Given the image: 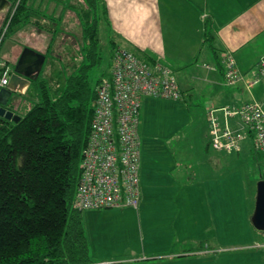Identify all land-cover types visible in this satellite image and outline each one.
<instances>
[{"label":"crops","instance_id":"1","mask_svg":"<svg viewBox=\"0 0 264 264\" xmlns=\"http://www.w3.org/2000/svg\"><path fill=\"white\" fill-rule=\"evenodd\" d=\"M94 3L90 8L84 0H24V15L29 18L9 31L0 57L5 62L14 59L15 64L22 49L30 48L42 53L44 61L49 57V63H56L55 58L63 57L74 68L75 54L84 46L82 23L98 22V36L99 24L105 21L112 48L168 66L181 98L196 99L193 110L199 136L188 142L174 140L184 125L175 120L176 105L152 117L147 108L152 112L153 107L164 109L170 103L141 99L138 134L149 137L139 144L140 201L135 208L80 212L89 257L108 264H264V238L257 237L250 223L254 171L244 166L253 152L252 140L243 138L240 152L234 155L206 150L204 137L208 106L263 99L264 76L250 91L242 85L225 87L219 63L230 53L239 73L248 75L264 58V0ZM208 31L212 46L203 39ZM52 33L58 35L57 45L51 41ZM60 65L63 69L61 60ZM43 71L48 73V66ZM34 81L38 78L29 77L28 84L13 93L16 99L26 95ZM230 125L236 128L235 119ZM235 201L240 212L235 211ZM247 242L245 246L258 250L225 252L237 246L243 249Z\"/></svg>","mask_w":264,"mask_h":264},{"label":"trees","instance_id":"2","mask_svg":"<svg viewBox=\"0 0 264 264\" xmlns=\"http://www.w3.org/2000/svg\"><path fill=\"white\" fill-rule=\"evenodd\" d=\"M97 23L82 24L84 61L75 72L51 61L47 76L26 91L31 107L16 122L0 118V264L101 263L89 257L81 214L72 208L96 96L88 71L101 60Z\"/></svg>","mask_w":264,"mask_h":264},{"label":"built area","instance_id":"3","mask_svg":"<svg viewBox=\"0 0 264 264\" xmlns=\"http://www.w3.org/2000/svg\"><path fill=\"white\" fill-rule=\"evenodd\" d=\"M111 57L110 71L95 89L93 115L72 201V208L78 212L137 207L141 190L138 134L141 99L174 101L182 96L168 66L158 61H142L121 47ZM220 64L227 87L242 85L250 91L264 76V58L248 75L239 73L230 53L221 57ZM6 65L0 59V88L6 87L9 78L10 67ZM205 117L213 150L239 153L243 138L250 136L252 150L264 153V96L262 101L208 106ZM232 118L236 128L230 125Z\"/></svg>","mask_w":264,"mask_h":264},{"label":"rangeland","instance_id":"4","mask_svg":"<svg viewBox=\"0 0 264 264\" xmlns=\"http://www.w3.org/2000/svg\"><path fill=\"white\" fill-rule=\"evenodd\" d=\"M8 1V0H7ZM19 1L15 0V3H11L8 1V6L6 8H4V10H1L0 13L4 12V15L1 17L2 19L0 20V46L1 44L5 41V38L7 36V34L9 33L10 30H15L14 28L19 24V23H23L28 17L24 15V12H25V9L24 8H20V13H22L20 15H18V19H14V17H12V15L15 13L16 11V8H17V5H18ZM24 5V4H23ZM25 7V6H24ZM12 17V18H11ZM31 21V20H30ZM83 24V23H82ZM38 23H34V26L35 27H38L37 26ZM100 25V29L98 31V36H99V43H98V47H99V56L101 58L100 62L97 63L94 67H92L89 71H88V80H89V83L91 85V87H95L96 86V82L98 81V79L101 77V76H105L107 77L109 71H110V64H111V55H112V46H110V40H112V35L110 34L109 30H108V27H107V24H105V21L102 23L99 24ZM23 27V26H22ZM40 28V27H38ZM36 28V29H38ZM83 28H84V25H83ZM53 34V33H52ZM58 35L57 33H54L53 34V37H52V43H54V45H57L58 43ZM206 39L207 38V35L203 37V39ZM206 43H208L207 41H204ZM78 48V46H77ZM79 49V48H78ZM23 50V49H22ZM82 50V49H81ZM79 50L78 53L75 54V57H74V62L76 64V67L79 66L81 63H83L84 59V55H83V50L81 51ZM2 53V52H1ZM0 59L5 62V60H3L1 57ZM49 57L45 58V61L42 65L43 67V70H45V68H47L48 64H49ZM55 60L57 61V64L60 65V60L62 62V66H64V69H66V72L69 74V73H72L76 68H71V67H68L69 64H65V59L63 57H60V60H59V57L55 58ZM14 59L12 60H8V62H6L8 65L6 66H9L10 67V74L12 72V69H14L16 63L14 64ZM10 64V65H9ZM61 66V65H60ZM41 67V68H42ZM40 68V70H41ZM75 72V71H74ZM44 72H40L37 73V74H34L32 75V78H38V80H41L42 78L46 77L47 75H44L43 74ZM9 74V75H10ZM34 80V79H32ZM224 85V84H223ZM225 87H227L226 85H224ZM29 97V98H28ZM33 96L32 95H23V97L19 100L18 99H15V102H13L11 105L12 107V111L17 114L19 117L20 115H23L30 107H31V103L33 101ZM157 99H154L153 101H155ZM160 100H163V101H160ZM167 99H158L157 101L158 102H161L159 104H163L164 102H167L170 103L168 106L169 107H165L164 109L162 107H153V111L150 112L149 108L146 109V113L147 115H150V116H156L157 112H163L164 110H166L167 112L168 111H171L174 107V105H176V115L174 116L175 117V120L177 121L178 124L180 125H183L181 126L182 127V130L179 131L178 133H176L175 137H174V140H178V141H184L186 142L187 140H192V139H196L198 136H199V131H198V123H197V120H195L196 116L194 115L195 111L193 110L195 104H196V99H188L185 97V100H183L182 98L181 99H178V100H167ZM184 103H186L187 105H185ZM193 103V105H191ZM188 106V108H192L190 110L189 113H185V110H189V109H186V107ZM172 116V115H170ZM205 134V132H203ZM149 136H145V135H141L140 139L143 141V145L145 143H147V138ZM205 137V142H206V150L208 149V151H213V149L209 146V142L207 140V136L206 134L204 135ZM188 142V141H187ZM208 142V143H207ZM214 152V151H213ZM236 153H234L235 155ZM245 162V167L246 168H253V173H252V184L256 182V180L258 178L261 177V175H263L264 177V153H255V151H253L250 155V158L248 159H245L244 160ZM260 164V165H259ZM259 165V167H258ZM231 170V169H230ZM234 207H235V211L236 212H240L242 210L241 206H240V203L238 201H235L234 202ZM233 218L234 220L237 219L236 217H231ZM239 220V219H237ZM238 227L241 225L239 222L237 223ZM258 234H260V238H264L263 236V233H256L257 237H258ZM240 240V239H238ZM248 240V239H247ZM246 240V241H247ZM248 242L246 244H242L244 245L243 246V249H239V246H237L236 248H234V250H232L230 247H228V249H231V250H227L225 252H232V253H237L238 251L240 253L242 252H246L248 253V251H257L258 249L257 248H252L253 246H245L247 245ZM239 245V244H238ZM241 245V244H240ZM242 247V246H241ZM247 247V248H246ZM250 247V248H248ZM246 248V249H244ZM246 250V251H245ZM237 251V252H235ZM224 252V253H225Z\"/></svg>","mask_w":264,"mask_h":264},{"label":"water","instance_id":"5","mask_svg":"<svg viewBox=\"0 0 264 264\" xmlns=\"http://www.w3.org/2000/svg\"><path fill=\"white\" fill-rule=\"evenodd\" d=\"M7 6V0H0V11ZM16 62L14 69L9 75L6 87L0 88V118L15 122L20 117L11 109H8L9 100H11L14 92H19L24 84H28L29 77L39 73L44 63V55L30 48H25ZM255 184L254 209L250 216V223L257 233H264V179L258 178Z\"/></svg>","mask_w":264,"mask_h":264},{"label":"flooded vegetation","instance_id":"6","mask_svg":"<svg viewBox=\"0 0 264 264\" xmlns=\"http://www.w3.org/2000/svg\"><path fill=\"white\" fill-rule=\"evenodd\" d=\"M16 98H17V97L14 96V95L12 94V96H11V100H9V105H8L9 107H8V109H10V108L12 107V106H11V105H13V104H12V103H13L12 100H13V99H16Z\"/></svg>","mask_w":264,"mask_h":264},{"label":"bare ground","instance_id":"7","mask_svg":"<svg viewBox=\"0 0 264 264\" xmlns=\"http://www.w3.org/2000/svg\"><path fill=\"white\" fill-rule=\"evenodd\" d=\"M102 78H104V77H101L100 79H102ZM100 79H99V80H100Z\"/></svg>","mask_w":264,"mask_h":264}]
</instances>
